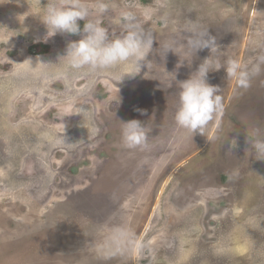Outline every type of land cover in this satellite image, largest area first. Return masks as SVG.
<instances>
[{
	"label": "rangeland",
	"instance_id": "rangeland-1",
	"mask_svg": "<svg viewBox=\"0 0 264 264\" xmlns=\"http://www.w3.org/2000/svg\"><path fill=\"white\" fill-rule=\"evenodd\" d=\"M72 3L88 9L80 28L96 23L109 40L135 15L154 41L138 75L66 67L83 33L48 36L44 14ZM190 23L216 53L190 51ZM260 55L264 0H0V264H264V160L252 147L264 138V64L247 89L225 67L208 73L219 125L191 134L174 119L180 83L205 59ZM131 120L145 131L133 148Z\"/></svg>",
	"mask_w": 264,
	"mask_h": 264
},
{
	"label": "clouds",
	"instance_id": "clouds-1",
	"mask_svg": "<svg viewBox=\"0 0 264 264\" xmlns=\"http://www.w3.org/2000/svg\"><path fill=\"white\" fill-rule=\"evenodd\" d=\"M108 5L100 2L96 10L103 13ZM88 16V9L81 3H72L69 7L49 6L44 14V24L47 26L48 36L57 33H68L80 35L83 38L71 43L66 53L65 64L69 69H89L91 71L115 69L125 67V72H114L117 80H122L125 75L135 77L141 72L152 46L153 37L151 33H145L141 24L131 12L122 13L125 22V34L121 38L109 40L107 31L93 22L84 24L80 28L78 21ZM187 31L192 35L187 40L191 52L209 49L213 54L218 47L216 38L211 36L207 29L197 24L190 23ZM164 53L173 50L172 43L163 45ZM264 64V55L259 56V63L251 66L242 64L237 59H228L226 66L211 58L205 59L199 65L197 71L189 79L179 85L178 107L174 119L178 127L185 129L191 134L197 132L203 134L208 125L215 122L220 123L223 113L222 97L218 95L219 88L208 83L207 77L210 71H218L225 67L227 76L235 80L238 88L250 87L253 76L261 71ZM79 111H83L79 109ZM141 114H145L140 110ZM124 143L133 148L142 145L145 140V131L140 121L131 120L127 122L122 130ZM255 158L264 160V138H260L259 132L252 140Z\"/></svg>",
	"mask_w": 264,
	"mask_h": 264
},
{
	"label": "flooded vegetation",
	"instance_id": "flooded-vegetation-1",
	"mask_svg": "<svg viewBox=\"0 0 264 264\" xmlns=\"http://www.w3.org/2000/svg\"><path fill=\"white\" fill-rule=\"evenodd\" d=\"M0 63H2V61H0ZM6 63V65H8V63L5 61H3V63L2 64H5ZM2 64H0V65H2ZM9 68V65L8 66H5V68L4 67H0V72H5V70H7ZM148 186V185H147ZM144 193H147L146 191H145V189H144V191H143Z\"/></svg>",
	"mask_w": 264,
	"mask_h": 264
},
{
	"label": "trees",
	"instance_id": "trees-1",
	"mask_svg": "<svg viewBox=\"0 0 264 264\" xmlns=\"http://www.w3.org/2000/svg\"><path fill=\"white\" fill-rule=\"evenodd\" d=\"M80 25V24H79Z\"/></svg>",
	"mask_w": 264,
	"mask_h": 264
}]
</instances>
